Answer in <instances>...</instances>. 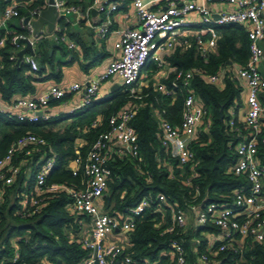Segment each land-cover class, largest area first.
Returning a JSON list of instances; mask_svg holds the SVG:
<instances>
[{"label": "trees", "instance_id": "16d2710c", "mask_svg": "<svg viewBox=\"0 0 264 264\" xmlns=\"http://www.w3.org/2000/svg\"><path fill=\"white\" fill-rule=\"evenodd\" d=\"M4 6V1L0 0V9ZM43 7L44 0H36L30 9ZM60 26L62 33H67L84 47L63 23ZM215 30L218 35L215 50L205 57L197 54L195 39L189 50L182 52L177 48L164 58L173 71L160 82V87L169 90L173 82L181 86L185 74L191 73L187 92L183 94L166 95L160 89L146 85L134 95L119 89L109 98L93 100L70 117L62 115L56 119L24 123L0 114V158L23 136L32 134L44 142L30 156L25 155V150L17 151L13 165L20 168L19 174L11 186L0 185V197L3 199L0 206V264H78L91 257V252L83 244L90 216L74 213L71 199L65 191L48 193L46 190L51 184L73 190L84 187L86 178L82 169L74 175L72 164L76 160L82 165L88 161L93 144L109 130L111 116L124 108L134 112L130 124L136 133L138 153L135 157L118 155L115 143L109 144L106 167L110 177L99 209L122 221L128 214L127 210L134 208L142 199L150 198L151 202L134 218V229L123 234L122 258L129 257V264H168L173 242L183 247L187 264H196L199 255L208 253V241L202 233L216 234L215 228L191 225L185 231L176 229L168 233L166 230L177 210L185 212L190 205L211 203L231 205L234 193L247 185L244 177L232 174L237 162L236 143L240 135L247 134L245 125L238 121L243 90L233 65L246 64L249 40L238 25L216 26ZM37 48L35 58L39 69L34 76L26 75L27 66L11 60L16 54L13 45L7 43L0 48L1 101L8 103L15 95L33 93V83L44 67L53 66L54 56L60 48L44 41L37 44ZM83 50L86 53L85 48ZM60 51L63 56L67 54L65 46ZM143 70L152 73L157 68L148 61ZM211 75H222V85L210 84L206 79ZM188 93L198 99L205 113L198 133L189 144L193 159L179 167L161 144L159 120L154 111L161 113L169 123L179 126ZM67 98L65 95L60 100H51L47 108L58 106ZM259 100L264 107V95ZM233 107L236 117L231 118ZM68 119L73 122L65 128L59 126ZM231 120L232 126L229 125ZM261 136H264V119ZM77 140L83 142L81 147H75ZM257 158L264 168L261 146L258 147ZM47 160H53V166L45 177V184L31 196L35 197L38 205H29L28 209L37 214L22 218L17 212H22L19 202L23 187L26 183L33 185L34 171ZM158 196H163L165 202H159ZM246 241L242 260L246 264H264V241L256 243L249 238ZM233 257L238 259L239 256L225 251L218 253L216 259L229 263ZM118 264H123L122 259Z\"/></svg>", "mask_w": 264, "mask_h": 264}, {"label": "built area", "instance_id": "2783aa9c", "mask_svg": "<svg viewBox=\"0 0 264 264\" xmlns=\"http://www.w3.org/2000/svg\"><path fill=\"white\" fill-rule=\"evenodd\" d=\"M3 1L5 6L0 11V48L10 43L16 48L17 53L25 47L20 41L27 40L33 54H25L19 64L27 66L31 72H36L38 70L34 55L36 43L48 37H53L55 40L57 38L54 35H43L42 32L34 35L32 24L47 8L48 0H44L43 9H30L36 0ZM130 3L138 28H126L117 32L118 39L113 45L116 56L109 62L103 75L98 79L81 84H71L66 88L53 86L45 93L32 99L18 97L8 103L0 100V114L24 123L47 120L49 117L43 111L51 100H60L65 95L79 92L82 95L77 109H81L94 100L100 83L112 76L116 77L119 87L123 91L131 95L136 94L141 71L146 63L150 60L160 67V54L173 50L178 44L179 38L190 35L189 16L192 13L198 16L199 22L204 28L195 34V49L197 54L202 57H205L216 47L218 35L212 27L213 25L241 26L249 40V56L244 66L233 65V70L237 78L245 82L247 87V111L243 122L247 128V134L240 135V140L236 143L237 162L232 169V174L244 177L247 185L234 193L231 205L218 206L213 203L204 206L190 205L187 210L194 214L196 226H209L217 231L216 234H213L217 237L214 243L215 247L208 253L199 255L198 261L201 264H246L242 260L243 252L247 246L246 240L249 238L256 243L264 241V168L261 167L257 158L259 146L262 147L264 153V136H261L264 107L259 100L260 96L264 95V78L261 72V66L264 63V0H202L201 3L192 0H183L180 3L179 1H170L163 9H156V11L151 9V4L148 5L146 0H130ZM215 5L219 6V10L215 13L216 19L213 18L212 10ZM54 7L59 18L63 13L87 19L90 11V8L83 11L80 6L68 4L66 0H54ZM91 8L106 13V19L100 23L89 25L98 39H106L112 25L110 14L117 11L118 7L116 4L93 0ZM23 10L26 11L25 14L21 13ZM27 17L28 21L25 23ZM17 24L19 27L15 28ZM205 35L210 36L209 40H204ZM61 40L63 41L64 38L62 37ZM74 47V43H67L68 49L72 50ZM185 47L190 48L191 45L187 43ZM13 59L17 61L16 54L11 57V60ZM191 76V73H186L181 86L173 82L171 89L164 90V93L173 95L187 92ZM221 78L222 75H211L206 80L210 84L219 85ZM154 113L159 120V138L162 146L177 161L179 167H184L193 159L189 144L195 138L202 124L205 113L202 106L196 103L192 93H188L184 100L182 121L179 126L166 121L161 113L156 111ZM133 116V110L128 108L111 116L108 121L109 130L93 144L88 154V161L84 165L78 160L72 164L74 175L79 169H82L84 173L86 180L82 189H65L57 184H51L46 190L48 193L65 191L71 199L72 211L91 218V232L83 240L85 248L91 252V257L78 264H118L121 259L123 264L130 263L129 257L122 258L121 246L106 245L105 241L115 232L132 231L135 227L134 218L149 207L151 199L144 198L134 208L128 209V214L122 221L101 212L98 203L105 194L110 177V171L106 167L109 144L115 143L118 155L137 156V137L130 124ZM229 125H233L232 120L229 121ZM43 144L41 138L32 134L17 140L0 158V185L11 186L14 183V178L19 174L20 168L13 165V158L17 151L25 150V155L30 156ZM52 166L53 160L45 161L34 171L33 185H24V193L19 202L22 212H17L18 216L29 218L37 214L34 210H28L29 205L33 207L38 205L35 197L31 196L44 186L45 177ZM158 201L164 203L165 198L158 196ZM2 202L3 199L0 197V206ZM186 213L182 210L174 212L166 232L173 233L176 229L185 231ZM204 234L206 233L202 235ZM225 251H231L236 256L238 255V259L233 257L229 263L217 260L218 253ZM16 256L15 254L13 262L16 260ZM170 256L168 264H187L185 251L177 242L172 243Z\"/></svg>", "mask_w": 264, "mask_h": 264}, {"label": "crops", "instance_id": "0c3cea01", "mask_svg": "<svg viewBox=\"0 0 264 264\" xmlns=\"http://www.w3.org/2000/svg\"><path fill=\"white\" fill-rule=\"evenodd\" d=\"M68 4H73L77 3L78 6L82 8L84 11L85 9H89V14L87 15L86 18H77L75 15H64L63 13L61 14V17L57 21L53 32L47 33L46 27L42 29L43 35H54L56 36V40L53 37H48L39 40L35 48L37 47V44H39L41 41L47 42L50 46H57V44H62L65 46L67 49V54L64 56V63L63 64H55V56H54V63L53 66L46 65L44 67V71L42 74L37 77L38 80L33 83L34 91L33 93L23 96V95H15L11 100H15L18 97H25L27 99H32L35 97L40 96L41 94L45 93L47 90H49L53 86H57L60 88H66L67 86L71 84H81V83H86L89 80L92 79H98L101 75H103L106 71V68L109 64V62L116 56V52L113 48L114 43L118 39V34L117 32L126 29V28H133L136 29L138 28V24L134 18V11L132 9L130 0H99L100 2H107L110 4H116L118 9L117 11L113 12L110 14V19L112 21V25L110 28V33L109 36L106 39H98L95 35L94 30L89 26L90 24H96L100 23L104 19H106V13L99 12L96 9L91 8L93 5V0H66ZM170 1H179V3L183 0H146L147 4H151V9L155 10L156 9H163L167 3ZM197 3H201L202 0H192ZM222 9V8H220ZM2 9H0L1 11ZM95 11L94 14H92V11ZM212 10L214 12L213 18L216 19V12L219 10V6H213ZM189 21L191 22L190 25V35H187L185 37H181L178 40V44L174 47L173 50L167 51L163 54H160V62L161 66L158 67L156 63L152 62L149 60V62H152L157 70L155 72H147L144 70V74H142L141 71V78L139 80V83L137 84V92H140L142 88H144L146 85L152 86L154 89H160L161 92H164V88L160 87V82L162 80H165L167 76L173 71L171 68L168 67V64L165 62L164 58L167 56H170L177 48H180L182 52L189 50V48L185 47V44H192L194 43V40L196 39V33L201 32L204 28L199 22V18L195 14H191L189 16ZM61 23L64 24V27L69 31L70 34H73L76 38H79L81 43L84 45V47L78 45L74 39H72L67 33H62L61 29ZM18 24L15 25V28H18ZM214 29L216 25L212 26ZM216 31V30H215ZM64 38L62 41L61 38ZM209 35L204 36V40L207 41L209 40ZM72 42L75 44V47L70 50L67 48V43ZM185 42V43H184ZM35 48H34V55H35ZM83 48H85L86 53L84 52ZM264 48V45H263ZM196 50V49H195ZM215 49L211 50L214 51ZM58 53V52H56ZM61 54V51H59ZM56 55V54H55ZM24 56V55H23ZM74 57L73 60L71 58ZM36 59V58H35ZM37 62V60H36ZM231 64V63H230ZM38 69H39V64L37 62ZM28 68V67H27ZM261 72L262 76L264 78V63L261 66ZM35 72H31L28 68L26 75H31L34 76ZM59 75V76H58ZM237 77V76H236ZM57 78V79H56ZM222 79L221 82L219 83V86L222 85ZM109 79L103 81L99 85V90L97 92V95L94 98V101L96 100H102L105 98H109L110 95L113 92H116L117 90L121 89L119 87L118 89H115L112 91V88L116 85L119 86L118 81L116 82H111L108 81ZM241 87H242V95H241V105L239 109V115H238V121L240 123L244 122V116L247 111V106H246V94H247V87L246 83L239 80ZM103 83H107V87L103 89ZM81 93H73V94H68V98L66 101L61 103L58 106H53V107H48L45 108L43 111L44 114H46L49 118H59L62 115H70L76 112L78 104L81 102ZM196 103L200 104L201 103L196 99ZM202 106V105H201ZM235 109L234 107L230 110L231 113V118L232 116L236 117L235 115ZM264 119V115H263ZM73 122L72 119H68L67 121L61 123L59 126L62 128L67 127L69 124ZM83 145V142L81 140H77L75 143V147H81ZM27 184V183H26ZM101 207V199L98 203ZM186 228H188L191 225L195 226V221L194 219L189 221V217H194V214H191L186 210ZM92 222V221H91ZM90 221L87 223V233L85 237H88L91 229H92V224ZM189 222V223H188ZM189 224V225H188ZM124 233L122 232H115L112 235L108 236V238L105 241V244H116L118 246H122L125 237L123 236ZM203 234V233H202ZM218 235V234H217ZM206 240L208 241L207 244V252L214 248L215 246V239H217L216 235H210L208 233L202 235ZM196 264H201L198 259Z\"/></svg>", "mask_w": 264, "mask_h": 264}, {"label": "water", "instance_id": "95a60500", "mask_svg": "<svg viewBox=\"0 0 264 264\" xmlns=\"http://www.w3.org/2000/svg\"><path fill=\"white\" fill-rule=\"evenodd\" d=\"M94 13L95 11L93 10L92 14ZM58 20H59V15H58L56 8L54 7V0H48L47 8L41 12L38 19L32 24L34 28V35H37L40 32H42V29L44 28V26L46 27L47 33L53 32L54 27ZM27 21H28V17L25 19V23ZM20 42L21 44L25 45V47L21 51L16 53L17 64L21 62L23 55L33 54V50L27 40H21ZM228 64H230V62H228ZM118 88L119 86L116 85L112 88V91Z\"/></svg>", "mask_w": 264, "mask_h": 264}, {"label": "rangeland", "instance_id": "374dc122", "mask_svg": "<svg viewBox=\"0 0 264 264\" xmlns=\"http://www.w3.org/2000/svg\"><path fill=\"white\" fill-rule=\"evenodd\" d=\"M57 47L58 48H60L61 50L64 48V46L62 45V44H57ZM38 48L36 47L35 48V50H37ZM60 49H59V51H60ZM59 51H58V53H56V55H55V64L57 65V64H63L64 63V61H65V59H64V56L62 55V54H60L59 53ZM144 72V70L142 71V74H144L143 73ZM108 81H110L109 83H111V82H116L117 83V79H116V77H114V76H112V77H110L109 78V80ZM103 89H105L106 87H107V83H103ZM190 219H189V221L190 220H192V219H194V217H189ZM189 223V222H188ZM189 225V224H188ZM187 227V226H186Z\"/></svg>", "mask_w": 264, "mask_h": 264}]
</instances>
